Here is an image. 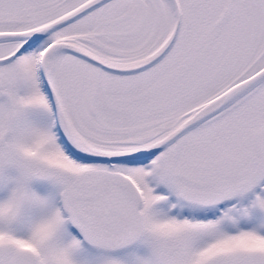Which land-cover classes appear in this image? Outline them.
<instances>
[{"label":"snow or ice","instance_id":"6c2138e0","mask_svg":"<svg viewBox=\"0 0 264 264\" xmlns=\"http://www.w3.org/2000/svg\"><path fill=\"white\" fill-rule=\"evenodd\" d=\"M0 264H264V0H0Z\"/></svg>","mask_w":264,"mask_h":264}]
</instances>
